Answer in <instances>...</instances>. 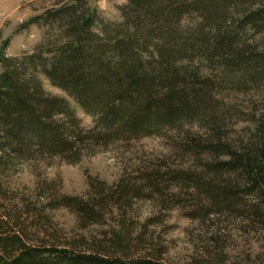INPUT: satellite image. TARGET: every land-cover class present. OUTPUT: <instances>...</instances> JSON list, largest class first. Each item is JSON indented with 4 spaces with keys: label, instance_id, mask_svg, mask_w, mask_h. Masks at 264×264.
<instances>
[{
    "label": "rangeland",
    "instance_id": "rangeland-1",
    "mask_svg": "<svg viewBox=\"0 0 264 264\" xmlns=\"http://www.w3.org/2000/svg\"><path fill=\"white\" fill-rule=\"evenodd\" d=\"M74 2L0 0V53L12 58L33 53L49 33L57 34L33 19ZM126 4L89 0L112 22H123ZM193 22L194 15L184 21ZM240 44L248 55L252 50L264 54V33L248 27ZM191 65L212 86L211 102L228 143L234 148L249 144L264 116V68L218 57L195 58ZM41 80L47 93L67 100L83 127H94L93 117L72 97L47 78ZM193 140L208 142L203 125L189 123L158 136L94 144L76 163L49 155L20 161L3 154L0 234L17 236L31 248L123 261L264 264V200L236 175L210 171L208 165L217 159L193 148ZM204 183L231 186L235 203L224 206L213 200Z\"/></svg>",
    "mask_w": 264,
    "mask_h": 264
},
{
    "label": "trees",
    "instance_id": "trees-1",
    "mask_svg": "<svg viewBox=\"0 0 264 264\" xmlns=\"http://www.w3.org/2000/svg\"><path fill=\"white\" fill-rule=\"evenodd\" d=\"M121 13L123 22H112L89 0H75L33 19L57 32L33 53L13 58L0 53V166L3 154L76 163L94 144L199 123L209 140H193L192 147L217 159L209 170L236 175L264 200V116L249 144L231 146L218 126L212 86L191 65L195 58L218 57L264 68V54L248 55L240 44L248 27L264 33V0H127ZM193 15L195 22L186 25ZM42 77L92 116L94 127H83L65 98L47 93ZM206 191L224 206L235 203L231 186L209 185ZM0 264L163 263L31 248L17 236L0 234Z\"/></svg>",
    "mask_w": 264,
    "mask_h": 264
}]
</instances>
